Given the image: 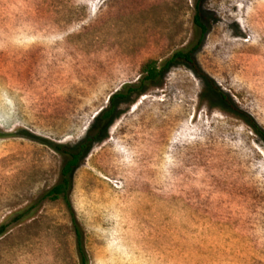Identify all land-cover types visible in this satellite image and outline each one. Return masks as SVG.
<instances>
[{
  "label": "rangeland",
  "instance_id": "1",
  "mask_svg": "<svg viewBox=\"0 0 264 264\" xmlns=\"http://www.w3.org/2000/svg\"><path fill=\"white\" fill-rule=\"evenodd\" d=\"M197 0H0V264H79L45 195L56 146L200 36ZM194 68L176 62L93 146L70 201L89 264H264V143L203 100L216 86L264 130V0H202ZM20 214H25L19 219Z\"/></svg>",
  "mask_w": 264,
  "mask_h": 264
},
{
  "label": "trees",
  "instance_id": "2",
  "mask_svg": "<svg viewBox=\"0 0 264 264\" xmlns=\"http://www.w3.org/2000/svg\"><path fill=\"white\" fill-rule=\"evenodd\" d=\"M201 1L202 0H197V12L194 17L195 25L201 29V36L197 44L188 51L175 53L171 59L166 61L162 66H158V62L155 60H149L142 64L140 78L137 83L125 85L121 91L109 97L107 106L94 117L85 137L79 143L69 147L62 145L55 147L56 151L63 156L64 161L59 182L45 195V199L51 202L61 200L65 204L71 220L79 264H89V259L85 246V234L76 218L70 201V193L73 187V175L84 159L90 154L93 146L103 142L107 138L110 127L122 114L121 107L133 104L137 98L146 94L149 86L159 87L160 81L174 63L185 62L194 68L193 54L200 47L206 33V28L201 22L199 14V3ZM202 98L208 102L211 108L219 107V109L245 122L261 142L264 143V130L252 118L238 111L236 106L232 103V100L218 87L214 85L208 86L206 84ZM24 216L25 214H20L19 219L24 218ZM7 227L6 225L0 226V237L6 233Z\"/></svg>",
  "mask_w": 264,
  "mask_h": 264
}]
</instances>
